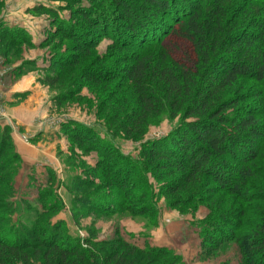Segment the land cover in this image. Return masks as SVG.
Segmentation results:
<instances>
[{
  "label": "rangeland",
  "instance_id": "374dc122",
  "mask_svg": "<svg viewBox=\"0 0 264 264\" xmlns=\"http://www.w3.org/2000/svg\"><path fill=\"white\" fill-rule=\"evenodd\" d=\"M124 1L143 3L142 0ZM113 2L0 0V18L13 16L20 25H28L31 40L32 34L42 40L40 47L35 48L34 45L20 42V38H10L0 31V99L4 88L28 77V136L20 132L22 128L13 122L1 100L0 119L10 117L14 123L11 130L19 131L22 141L28 143L30 152L28 165L15 163L0 172L2 176L16 171V175L12 176L14 194L7 196L8 191L0 188V195L4 196L0 198V227H4L3 234L15 238V232L19 230L26 240L30 238L31 242H36L30 231L38 230L40 226L30 218L40 217L44 211L39 208L49 206L56 196L61 208L56 219L65 220V226L69 228L67 233L60 232V239H69L67 244L89 240L97 249H101L99 244L108 242L111 245L104 251L113 253L121 250L118 241H124L141 248L169 251L170 254L160 262L237 264L241 262V252L235 242L228 241V234L236 232L235 224L241 222L238 218L240 207H244L245 203L224 195L214 184L211 185L214 192L203 191L198 203L188 199L182 189L170 194L182 187L181 179L178 181L181 176L171 174V169L165 168V161L151 162L146 158L156 148L157 142L166 140L163 144L165 147L169 138L179 129H186L190 121L183 120L181 115L176 117L172 112H166L157 119V114L153 112L146 123L144 121L139 126L129 124V118L133 122L140 119L142 108L136 91L130 89L121 77V68L127 64L119 62L124 54L117 50L120 40L114 36L125 33L129 21L124 11L115 7ZM94 7L97 11L92 12ZM37 8H43V11H34ZM48 10L54 12L49 13ZM91 12L100 21H106L108 27L104 29L108 33L104 34L96 27L89 28L79 15ZM165 22L168 24L167 20ZM89 35L91 41L88 39L84 42L83 37L87 39ZM89 46L94 47L87 55L84 50ZM82 47L84 50L80 49ZM37 56L42 58L41 70L32 61ZM177 56L180 60L184 58L179 54ZM54 62L57 64L52 71L49 67ZM62 62L70 65L61 67ZM19 63L21 66L18 69L27 68V71L7 81L4 74L7 65L13 67ZM31 73H36L32 75L34 80ZM32 95L36 98H32ZM24 101L25 98H22L19 102ZM46 129L49 139L39 140L37 133ZM125 129H133L135 135L128 136ZM139 133L142 135L138 136ZM95 141L98 146H92V151L87 149L86 144L94 145ZM32 152L35 156L31 159ZM4 153L0 164L11 154L8 150ZM101 159L104 162H99ZM106 169L113 171L120 182H124L129 176L128 170L131 171V181L127 186L136 184L142 188L138 182L143 179L146 195L141 201L144 205L140 213L131 214L116 205L121 200L120 192L124 191L105 187L106 179L103 176L107 173ZM49 178H53L54 182L46 186ZM87 178H97L95 187L85 190L76 186L77 181H86ZM43 191L51 193L53 197L42 198ZM250 194L254 196L257 190ZM89 198L94 199L90 201ZM36 208L39 209L38 213L34 210ZM224 214L227 215L225 222L221 219ZM250 219L253 220V217ZM41 223L44 224V221ZM12 228L14 235L9 234ZM134 258L143 260L142 264L150 260L139 254L130 260Z\"/></svg>",
  "mask_w": 264,
  "mask_h": 264
},
{
  "label": "trees",
  "instance_id": "16d2710c",
  "mask_svg": "<svg viewBox=\"0 0 264 264\" xmlns=\"http://www.w3.org/2000/svg\"><path fill=\"white\" fill-rule=\"evenodd\" d=\"M142 1L113 2L129 21L126 32L114 36L120 40L117 50L124 54L119 62L127 64L121 68V77L136 91L142 108L140 119L133 122L129 118V124L146 123L153 112L157 119L172 112L190 121L186 129H179L169 138L165 147L166 140L157 142L156 148L145 154L146 158L151 162L165 161V168H170L171 174L181 176L178 181L181 179L182 187L170 194L182 189L188 199L198 203L203 191L214 192L211 190L214 184L224 195L245 203L238 215L241 222L235 224L236 232L228 234V241L239 246L241 262L237 264H264V0ZM34 11L42 12L43 8ZM95 11L94 7L92 12ZM92 12L79 15L89 28L108 33L104 29L108 27L106 21H100ZM0 31L33 46L24 30L10 29L0 23ZM88 39L91 41L92 37H83L84 42ZM93 47L80 49L89 55ZM177 54L184 56L183 60ZM56 64L49 69L53 71ZM60 64L64 68L70 65ZM125 132L128 136L135 135L133 129ZM86 146L92 151V146L98 143ZM5 150L11 154L0 164V172L12 164H22L14 149L11 129L0 127V161ZM106 171L105 187L124 191L120 192L121 200L116 205L131 214L140 213L146 195L143 179L138 182L142 188L136 184L127 186L131 171L128 170L124 182L113 171ZM13 175L16 171L0 176V188L8 191L7 196L14 194ZM96 180H79L76 186L88 190L95 187ZM51 182L53 178L45 185ZM256 190L257 194L252 196L250 193ZM41 194L42 198L52 196L46 191ZM0 198H4L3 194ZM54 198L49 206L39 208L44 211L40 217L30 218L40 226L30 231L36 242L26 240L22 232L13 228L9 234L15 232L17 237H7L3 234L4 227H0V264H142L139 258L130 260L136 254L149 257L146 264L176 263L160 262L170 254L167 250L141 248L124 241H118L121 250L113 253L104 251L111 245L108 242L99 244L101 249L89 240L67 244L70 240H61L60 232L67 233L69 228L64 221L55 222L61 208L57 197ZM39 209L34 210L38 213ZM221 219L225 222L227 215ZM8 221L12 222L9 218Z\"/></svg>",
  "mask_w": 264,
  "mask_h": 264
},
{
  "label": "crops",
  "instance_id": "0c3cea01",
  "mask_svg": "<svg viewBox=\"0 0 264 264\" xmlns=\"http://www.w3.org/2000/svg\"><path fill=\"white\" fill-rule=\"evenodd\" d=\"M0 23L4 27H8L10 29H19L20 28L28 34V25L27 24L20 25V23H18L17 19L11 15L0 18ZM29 32H30V30H29ZM31 37H32V43L35 46V48H39L42 40L38 37V35L32 34ZM41 60H42L41 56H37V57L32 59V61L35 62V64L37 65V68L39 70H41L40 69V67H41L40 63L42 62ZM20 66H21V63L15 65L13 67L7 65L6 71L4 72V74H6L7 81L10 80V78L14 77L15 75L19 74L20 72L27 71V68L18 69V67H20ZM33 74H36V73H31L30 75L32 76ZM32 79L34 80L35 78L32 76ZM25 95H26V97H23ZM31 97L36 98L35 95H32ZM22 98L23 99L25 98L24 103L19 102L22 100ZM0 100H1V104L2 105L4 104V106L8 108V111L11 114V118H12L13 122L17 126H20L22 128V129H20V132L23 135L28 136V77L26 76V78L20 83H17L13 86L8 85L6 88H4L1 92V99ZM8 121L11 124L13 123L10 120V117L1 118L0 119V127L1 128H6V127L10 128V126L8 125ZM13 124L11 125L12 129H14ZM11 132H12V140H13L14 147L16 149L17 154L21 157L23 164L28 165V154L30 153V152L28 153V143H25L24 141H22V138H21L20 134L18 133L19 131L16 133L15 131L11 130ZM48 134H49L48 129H46L45 131L41 130L40 132H38L37 136H38L39 140L43 141V139L44 140L49 139ZM34 156H35V153L32 152L31 159ZM57 221H62V219L61 218L56 219V222Z\"/></svg>",
  "mask_w": 264,
  "mask_h": 264
},
{
  "label": "built area",
  "instance_id": "2783aa9c",
  "mask_svg": "<svg viewBox=\"0 0 264 264\" xmlns=\"http://www.w3.org/2000/svg\"><path fill=\"white\" fill-rule=\"evenodd\" d=\"M8 125L10 126V128L12 129L11 123L8 121ZM13 130V129H12Z\"/></svg>",
  "mask_w": 264,
  "mask_h": 264
}]
</instances>
